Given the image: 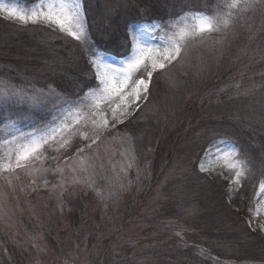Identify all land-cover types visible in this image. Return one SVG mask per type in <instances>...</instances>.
<instances>
[{"label":"trees","instance_id":"trees-1","mask_svg":"<svg viewBox=\"0 0 264 264\" xmlns=\"http://www.w3.org/2000/svg\"><path fill=\"white\" fill-rule=\"evenodd\" d=\"M224 3L104 0L88 9L85 43L0 19V89L21 88L31 98L0 104V124L29 115L39 123L81 100L98 84L91 52L127 54L132 25L165 23L187 11L212 15ZM104 4L114 6L111 13ZM245 10L196 50L195 69L176 61L152 74L145 102L183 100L188 85L192 95L182 101L185 115L170 117L163 130L141 110L117 128L135 153L122 174L103 187L88 179L55 196L32 193L18 211L0 213V264H37L47 256L57 264H80L81 257L86 264H264V233L247 222L264 184V15ZM171 75L183 82L180 90L169 88ZM221 139L248 161L235 187L197 170L203 152Z\"/></svg>","mask_w":264,"mask_h":264},{"label":"rangeland","instance_id":"rangeland-1","mask_svg":"<svg viewBox=\"0 0 264 264\" xmlns=\"http://www.w3.org/2000/svg\"><path fill=\"white\" fill-rule=\"evenodd\" d=\"M114 1L117 2V0ZM2 2L8 5L16 4L17 6L24 9H31L39 5L41 3V0H2ZM45 2H47V0H45ZM98 2L104 3V0H82V13L85 20L86 35L83 41H77L82 43L86 42V14H88V9H90L91 7L93 9L96 8ZM113 8V5L104 4V13L106 15L107 13H111ZM263 9L264 3H255L254 5L247 8L243 12V15H264ZM193 13L206 14L205 12L187 11L177 18L169 20L165 23L155 21L151 23L147 22L134 24L137 27H135L133 30L136 31L139 30V25H151L150 34L141 39L139 41V45L144 47L150 45L153 51H159L160 53L165 52L167 49V42L169 38L176 31V28L171 27V25L174 24L180 17L190 16ZM0 19L21 27H27L31 25L39 26L68 36L66 33L61 32L59 28H55L54 26H50L43 22L35 24L29 22L25 24L19 20L7 18L3 12H0ZM259 22L260 21L258 20L257 23ZM230 26L231 24L228 27ZM132 27L133 25L130 28ZM210 34L211 33H206L203 35V37L198 36L195 39H189L186 42H183L182 50L176 59L172 60L171 62L162 60L159 62H163L165 64L164 68L177 61L181 68H183L185 71H189L192 67L195 69V59L193 56L195 55L197 49H202L208 44V41L210 40ZM130 43L131 50L127 54L113 55L100 51H92L90 54L91 61L96 59V57L93 56V52H98L103 58L107 60V62L112 64L115 70L124 69L126 68V64L122 63V61L129 60L132 57L134 49L137 46L136 43L131 39ZM145 63L149 64L148 61H145ZM92 67L94 75L96 76V68L93 64ZM159 70L162 69L157 67L153 71L149 64L147 70L142 67L140 70L132 74L131 79L128 81L127 87L124 89V93L128 94L125 102L127 104V107L125 108V104H121L120 109L116 113L119 120L122 122H115L111 119V109L112 107H115V105L109 106V104L107 103H100L98 109L89 107L90 105H94L96 103V101L87 97V94L90 90L86 92L85 96L81 100L75 101L76 103L84 105V107H82L76 114V116L81 117V123L75 124L70 132L64 134L68 140V142L64 144V146H61L56 141H52L49 144H45L41 149V159L30 160L26 162L25 168L16 169L14 172H0V213L3 215H8L10 213L18 211L21 207L26 206V204L30 202L29 198L32 197V193L49 192L50 194L55 196L57 193L61 192L65 186L73 183L86 182L88 179H94L97 185L99 184L100 187L101 185L103 187V185L107 183V180L109 178L122 174L124 170L128 168V164L135 160V153L129 137L117 131V128L120 125L128 121L139 110H141L144 114L154 115L162 130L169 122V120H171L170 117L175 116L176 118H178L185 115V108L183 107L182 101H184L185 103L188 99H190L192 95L190 85L183 87V89H185V91L183 92L184 94L181 97L182 99L184 97L183 100L179 99V97L170 100L168 97L163 98L162 96L161 98H158L157 101H152L150 103L145 102L148 98L147 93L151 78L148 77L147 73L148 71H152L153 74ZM96 79L98 84L93 89H98L99 87H101L97 76ZM140 79H143L147 84V90L144 91L142 88L139 89V99H135V91L137 90L135 82ZM168 83L170 85L169 88H172V91H174L178 89L180 90L183 82L180 81L176 76L171 75ZM171 95L176 96L175 92ZM69 104L70 103H66L59 107L48 119L45 116H42L43 120H41L39 123H34V118H31L29 115V119H23L24 123L16 122L15 127L22 132L45 129L48 125L55 122L56 117ZM94 111H99L106 114L109 119L107 128H101L99 130L93 129L91 121L93 119L99 120L98 115H92ZM121 112H123V115H121ZM72 119L74 120L75 117H73ZM12 122V120H8L0 124V157L4 155L7 149L15 147V144H4V140L6 138L9 140L12 139L13 131L9 128V125ZM85 122H87L86 126L81 128V125H84ZM77 129H81V131L87 134L90 139H83L82 135L77 131ZM95 136H98L99 139H97L96 143H92L91 137ZM59 139L60 137L58 136L57 140ZM221 140L227 141L225 139ZM227 142H229L228 145H217L215 147V143H213L206 149L205 153L203 152L204 155L202 154V158H205V154L207 152L216 153L228 146H235L238 149L234 142ZM89 145L91 146L89 147ZM81 148L84 149L83 152L79 151V149ZM202 158L197 160V170L199 173L206 176H216L217 173H222L223 177L229 180V184L231 186H237V184L232 181V176L234 175V173H232L229 169L222 167V162L217 161L212 156H208L205 160V166L209 168V171H200L199 165ZM83 167H87V171H83ZM174 172L175 168L171 170V177ZM261 185L258 189V192L253 195V200L247 207L249 209L247 222L251 228L260 230L264 233V188H262ZM78 255L79 257H81L80 254ZM81 259L82 260L80 264H86L85 260L82 257ZM37 264L57 263L50 262V258L49 256H47L43 257L42 261L38 262ZM58 264L75 263L63 259Z\"/></svg>","mask_w":264,"mask_h":264},{"label":"snow or ice","instance_id":"snow-or-ice-1","mask_svg":"<svg viewBox=\"0 0 264 264\" xmlns=\"http://www.w3.org/2000/svg\"><path fill=\"white\" fill-rule=\"evenodd\" d=\"M255 3H264V0H225V3L220 6V10L212 15L193 13L190 16L180 17L171 25V27L176 28V31L169 38L167 49L163 53L153 51L150 45L146 47L139 45V41L150 34L151 25H139L138 31L133 30L137 27L133 25L129 29V37L137 46L134 49L132 57L127 61H122V63L126 64V68L115 70L112 64L107 62L100 53L93 52V56L96 59L91 62L96 68V76L101 87L90 90L87 94L88 98L96 101L94 105H90L89 107L98 109L100 103H107L109 106L115 105L111 109V119L115 122H122L116 113L120 109L121 104H125V108L127 107L125 102L128 94L124 93V89L127 87L133 73L142 67L147 70L149 64L153 71L157 67L163 69L165 64L159 61L171 62L176 59L182 50L183 42L195 39L198 36L203 37L206 33L217 32L228 27L233 17L239 11L245 10ZM82 7V0H47V2L41 0L39 5L31 9H24L16 4L8 5L0 0V12H3L7 18L19 20L25 24L29 22L33 24L43 22L59 28L61 32L81 41H83L86 35ZM145 61H148L149 64H146ZM147 74L150 78L152 71H148ZM135 85L137 89L135 91V99H139L138 90L142 88L146 91L147 84L143 79H140L135 82ZM12 99L25 100L31 98L27 97L23 89L5 85L3 89H0V104L7 103ZM82 107H84L82 104L76 102L70 103L56 117L55 122L48 125L45 129L22 132L15 127L16 122L13 121L9 125V128L13 131L12 139L6 138L4 144H15V147L7 149L4 155L0 157V172H14L16 169L25 168L26 162L30 160L41 159V149L45 144H49L52 141H56L61 146H64L68 142L64 134L70 132L75 124L81 123V117L76 116V114ZM92 115L99 116V120L93 119L91 121L94 130L107 128L109 119L105 113L94 111ZM121 115H123V112H121ZM73 117H75L74 120L72 119ZM86 123L81 125V128L86 126ZM77 131L80 132L83 139H90L81 129H77ZM58 136L60 137L59 140H57ZM97 139H99L98 136L91 137V142L96 143ZM228 144L229 142L221 140L215 142L214 147ZM79 151L83 152L84 149L81 148ZM208 156L221 161L222 167L234 173L232 181L237 185L240 184L241 178L245 177L249 171L248 161L240 158L239 149L235 146L225 147L216 153L207 152L199 165L202 172L209 171V168L205 166V160ZM82 170L87 171V167H83ZM217 175L223 176L222 173H217ZM261 187L264 188V185H261Z\"/></svg>","mask_w":264,"mask_h":264}]
</instances>
